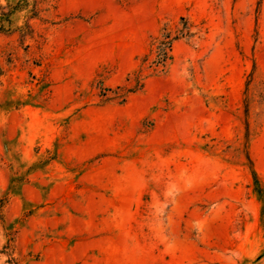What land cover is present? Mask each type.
<instances>
[{
    "label": "rangeland",
    "instance_id": "rangeland-1",
    "mask_svg": "<svg viewBox=\"0 0 264 264\" xmlns=\"http://www.w3.org/2000/svg\"><path fill=\"white\" fill-rule=\"evenodd\" d=\"M7 5L0 264H264V0ZM179 17L196 37L101 104Z\"/></svg>",
    "mask_w": 264,
    "mask_h": 264
},
{
    "label": "trees",
    "instance_id": "trees-1",
    "mask_svg": "<svg viewBox=\"0 0 264 264\" xmlns=\"http://www.w3.org/2000/svg\"><path fill=\"white\" fill-rule=\"evenodd\" d=\"M120 1L127 2L130 0ZM15 10V8H11L8 5L6 7L0 6V34L5 35L14 32L15 29L11 28V16ZM198 33L199 30L196 29L194 23L186 17H179L175 23L163 24L158 34L150 39L148 51L141 57L138 69L133 72L129 86H117L112 89L104 86L102 81L98 82L97 96L100 98V103H123L129 95L136 93L143 87L144 81L149 76L163 72L166 69L172 60L171 50L174 43L190 41ZM145 71L149 72V74L145 75Z\"/></svg>",
    "mask_w": 264,
    "mask_h": 264
}]
</instances>
